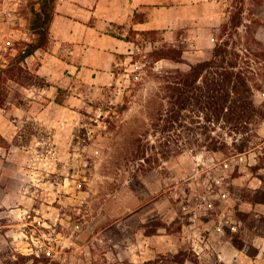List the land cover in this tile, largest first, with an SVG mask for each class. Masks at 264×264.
<instances>
[{
  "label": "rangeland",
  "instance_id": "obj_1",
  "mask_svg": "<svg viewBox=\"0 0 264 264\" xmlns=\"http://www.w3.org/2000/svg\"><path fill=\"white\" fill-rule=\"evenodd\" d=\"M32 1L22 10L25 27L33 17ZM235 2L227 0L224 21ZM246 2L241 37L234 40L263 103V62L255 55L254 38L264 41V0ZM9 6L5 16L15 11ZM148 53L118 57L115 82L92 92L85 88L75 121H52L44 136L35 121L28 122L21 141L32 146L20 154L26 168L19 170V198L10 202L12 210L0 205V264L130 263L151 230L176 236L188 256L183 264H227L224 259L234 258V239L244 242V256H257L249 252L258 247L264 223L249 198L264 186V171L254 168L264 121L247 152L195 146L164 158L147 103L162 69L187 68L190 62L155 61ZM13 56L8 54L6 64ZM15 81L6 82L13 99L22 94ZM137 138L151 160L135 154ZM243 211L250 216L241 219Z\"/></svg>",
  "mask_w": 264,
  "mask_h": 264
},
{
  "label": "crops",
  "instance_id": "obj_2",
  "mask_svg": "<svg viewBox=\"0 0 264 264\" xmlns=\"http://www.w3.org/2000/svg\"><path fill=\"white\" fill-rule=\"evenodd\" d=\"M26 1L0 0V15L8 3L15 9L13 17H0V65L6 64L8 54L18 52L20 40L34 38L23 22ZM226 5L227 0H55L49 44L26 59L27 68L48 84L15 81L21 96L9 98L0 109V205L7 204L12 210L10 202L19 198V170L26 168L20 154L32 146L21 141L28 122L35 121L44 136L52 121H75L86 90L92 92L115 82L118 57L129 58L140 50L150 52L163 42L183 43L182 63L211 57ZM146 31L158 32V37L146 38ZM59 87L70 90L65 104L56 100ZM252 208L264 214V203L252 204ZM145 237L148 244L136 251L131 262L118 264L145 263L176 252L182 245L168 233ZM257 245V256H244L242 249L234 247V258L222 259L227 264H262L264 236Z\"/></svg>",
  "mask_w": 264,
  "mask_h": 264
},
{
  "label": "trees",
  "instance_id": "obj_3",
  "mask_svg": "<svg viewBox=\"0 0 264 264\" xmlns=\"http://www.w3.org/2000/svg\"><path fill=\"white\" fill-rule=\"evenodd\" d=\"M246 1L236 0L228 20L216 32V44L211 57L191 63L187 68L176 66L162 69L157 75L159 86L151 94L147 107L151 127L160 141V153L164 158L180 154L187 148L194 149L195 146L206 147L213 152L232 150L234 153L247 152L254 148V137L259 136L258 129L264 121V102L260 103L256 98L253 70L243 64L245 61L242 50L234 40L235 36L241 37L240 28L245 20ZM54 5V0L32 1L33 17L30 29L34 38L20 40L17 43L18 52L8 64L0 66V109L7 105L10 97V87L6 84L9 78L18 82L30 79L28 84H48L43 77L28 70L26 59L49 44V24ZM156 33L158 32H143L146 38ZM254 41L259 47L255 55L263 62L261 75L264 78V41L256 37ZM246 48L254 51L249 46ZM184 49L183 43L163 42L148 54L155 61L168 59L182 63L185 61ZM69 92V89L59 87L57 102L65 104ZM137 141L135 154L140 159L151 160L147 158V152L140 143L141 139L137 138ZM263 142L262 140L260 143ZM254 168L264 171V143L257 154ZM260 178L264 181V174ZM254 192L249 198L250 201L264 203V186L255 188ZM256 215L264 223V214ZM241 216V219H246L250 212L243 211ZM156 233V230H151L147 234ZM259 234L264 236V232ZM233 241L237 248H245L244 242H238L237 239ZM258 252L256 247L254 252L249 253L256 255ZM187 258L186 250L179 249L161 261L155 258L144 264H183Z\"/></svg>",
  "mask_w": 264,
  "mask_h": 264
},
{
  "label": "built area",
  "instance_id": "obj_4",
  "mask_svg": "<svg viewBox=\"0 0 264 264\" xmlns=\"http://www.w3.org/2000/svg\"><path fill=\"white\" fill-rule=\"evenodd\" d=\"M5 12H6V11H5ZM5 12H4V13H5ZM11 15H12V17L14 16V15L12 14V12H9L7 16H5V14H2V15H0V17L2 16L3 18H4V17H10V18H11ZM0 66H1V65H0Z\"/></svg>",
  "mask_w": 264,
  "mask_h": 264
}]
</instances>
